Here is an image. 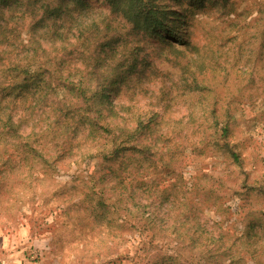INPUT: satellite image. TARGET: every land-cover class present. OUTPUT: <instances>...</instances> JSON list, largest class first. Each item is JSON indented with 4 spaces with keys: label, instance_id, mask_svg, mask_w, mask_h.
Segmentation results:
<instances>
[{
    "label": "clouds",
    "instance_id": "obj_1",
    "mask_svg": "<svg viewBox=\"0 0 264 264\" xmlns=\"http://www.w3.org/2000/svg\"><path fill=\"white\" fill-rule=\"evenodd\" d=\"M0 264H264V0H0Z\"/></svg>",
    "mask_w": 264,
    "mask_h": 264
}]
</instances>
